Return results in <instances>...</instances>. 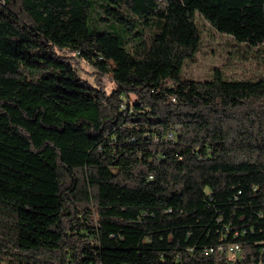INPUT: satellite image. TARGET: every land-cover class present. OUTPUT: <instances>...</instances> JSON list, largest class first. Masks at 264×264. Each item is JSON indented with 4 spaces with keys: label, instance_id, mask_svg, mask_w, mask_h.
<instances>
[{
    "label": "trees",
    "instance_id": "obj_1",
    "mask_svg": "<svg viewBox=\"0 0 264 264\" xmlns=\"http://www.w3.org/2000/svg\"><path fill=\"white\" fill-rule=\"evenodd\" d=\"M198 15L264 47V0H0V264H264V76L183 78Z\"/></svg>",
    "mask_w": 264,
    "mask_h": 264
},
{
    "label": "rangeland",
    "instance_id": "obj_2",
    "mask_svg": "<svg viewBox=\"0 0 264 264\" xmlns=\"http://www.w3.org/2000/svg\"><path fill=\"white\" fill-rule=\"evenodd\" d=\"M202 30L203 42L196 56L186 61L182 77L196 80L212 78L216 69L223 72L228 79H253L264 76V47L248 49L235 42L230 36L219 33L202 16H197ZM151 32L148 33L150 42ZM83 75L91 76L93 70L84 62L80 63ZM111 75L103 78V83L111 88L108 82ZM15 80V65L0 47V83Z\"/></svg>",
    "mask_w": 264,
    "mask_h": 264
},
{
    "label": "built area",
    "instance_id": "obj_3",
    "mask_svg": "<svg viewBox=\"0 0 264 264\" xmlns=\"http://www.w3.org/2000/svg\"><path fill=\"white\" fill-rule=\"evenodd\" d=\"M224 252H228L231 255L232 260H236L241 255V246L238 243H231L228 245L220 244L205 250L206 255Z\"/></svg>",
    "mask_w": 264,
    "mask_h": 264
}]
</instances>
